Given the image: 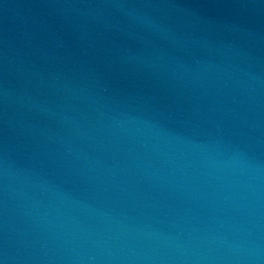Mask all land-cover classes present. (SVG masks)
<instances>
[{
  "label": "water",
  "instance_id": "1",
  "mask_svg": "<svg viewBox=\"0 0 264 264\" xmlns=\"http://www.w3.org/2000/svg\"><path fill=\"white\" fill-rule=\"evenodd\" d=\"M0 264H264V0H0Z\"/></svg>",
  "mask_w": 264,
  "mask_h": 264
}]
</instances>
